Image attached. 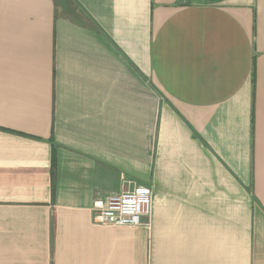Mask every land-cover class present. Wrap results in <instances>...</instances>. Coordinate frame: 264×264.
I'll return each mask as SVG.
<instances>
[{"label": "crops", "instance_id": "obj_1", "mask_svg": "<svg viewBox=\"0 0 264 264\" xmlns=\"http://www.w3.org/2000/svg\"><path fill=\"white\" fill-rule=\"evenodd\" d=\"M0 264H264V0H0Z\"/></svg>", "mask_w": 264, "mask_h": 264}, {"label": "built area", "instance_id": "obj_2", "mask_svg": "<svg viewBox=\"0 0 264 264\" xmlns=\"http://www.w3.org/2000/svg\"><path fill=\"white\" fill-rule=\"evenodd\" d=\"M152 190L148 186L132 183L120 191L95 200L91 220L99 225L150 226Z\"/></svg>", "mask_w": 264, "mask_h": 264}, {"label": "trees", "instance_id": "obj_3", "mask_svg": "<svg viewBox=\"0 0 264 264\" xmlns=\"http://www.w3.org/2000/svg\"><path fill=\"white\" fill-rule=\"evenodd\" d=\"M51 146H52V150H54L55 144L52 141H51ZM53 166H54V164H53V157H52L51 174H53V172H52Z\"/></svg>", "mask_w": 264, "mask_h": 264}]
</instances>
